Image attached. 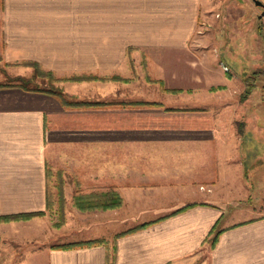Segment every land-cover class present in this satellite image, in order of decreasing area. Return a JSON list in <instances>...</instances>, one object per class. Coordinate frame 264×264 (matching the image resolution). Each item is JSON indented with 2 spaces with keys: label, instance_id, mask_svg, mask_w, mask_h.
<instances>
[{
  "label": "crops",
  "instance_id": "obj_1",
  "mask_svg": "<svg viewBox=\"0 0 264 264\" xmlns=\"http://www.w3.org/2000/svg\"><path fill=\"white\" fill-rule=\"evenodd\" d=\"M208 1L2 0L4 61H32L56 73L101 74L110 80L66 83L64 91L76 100L114 104L64 108L48 95L0 88V216L45 210L47 162L58 155L53 153L56 148L110 149L106 158L111 161L103 166L96 168L90 161H76V166L82 168L83 185L91 190L114 186L123 204L87 213L71 208L61 231L79 225L85 215L93 218L95 231L113 227V234L56 243L102 238L109 241L108 247H36L34 219L0 222V264H106L107 253L114 254L112 264H264V214L228 222L223 206L194 190L195 171L180 173L179 166L169 175L188 179L138 182L141 179L132 175L140 173L139 163L115 152L164 144L205 153L215 141L224 146L223 153L238 151L234 142L229 144L235 133L231 136L224 124L221 107L215 112L206 102L190 104L232 100L234 90L239 100L243 90L239 75L225 72L216 60L223 48L218 43L221 33L196 34ZM189 56L195 59L184 64L181 58ZM140 101L159 105H119ZM66 156L60 154L61 159ZM201 163L210 161H195L193 169ZM104 167L102 177L99 170ZM230 167L237 182L242 163L236 159ZM202 173V184L223 183L205 179L213 175L210 166ZM179 186L186 188L180 192ZM190 203L195 204L175 212ZM215 232L219 234L212 242Z\"/></svg>",
  "mask_w": 264,
  "mask_h": 264
},
{
  "label": "rangeland",
  "instance_id": "obj_2",
  "mask_svg": "<svg viewBox=\"0 0 264 264\" xmlns=\"http://www.w3.org/2000/svg\"><path fill=\"white\" fill-rule=\"evenodd\" d=\"M261 2L264 5V0H210L204 6L199 17L198 32L206 33L207 36L216 34L222 35L221 43L223 48L217 53L216 60L219 61V66L225 72L240 74L249 72L253 69H264V15H260L262 8L255 3ZM2 0H0V18L2 16ZM221 20V24L219 21ZM260 28V29H259ZM260 30V32H259ZM226 38V39H225ZM1 40V39H0ZM192 43V42H191ZM197 43H200L198 41ZM206 43H211L206 41ZM212 43H214L212 41ZM1 46V41H0ZM1 49V47H0ZM216 55V54H215ZM194 57L181 58L184 64L189 63ZM198 59H203L198 57ZM129 62H133V58H129ZM143 63H147V58H143ZM226 67V69H225ZM48 70L41 66L34 67L27 65L24 61L6 62L2 59L0 53V79H4L0 88H14L23 92H33L48 95L61 105V102L55 95L36 91V88H58L64 91L66 83H76L81 81H103L110 78L101 74L92 73H56L53 71L50 74ZM47 72V73H46ZM22 77L25 79L26 87L14 85L13 78ZM73 78H82L83 80H74ZM116 79V78H113ZM111 79V80H113ZM264 83L258 84L257 88L244 101L238 100V92L233 91L232 100H197L191 103L206 102L212 111L217 112L220 107L223 109L222 120L224 124L235 133L233 138H230V145L234 142L238 151L236 153H223L224 146L215 141L210 144L209 149H205V153H199V148H190L182 145H138L131 149H115L118 154H125L131 162L139 163L138 171L140 173L132 175L134 180L138 182H152L155 179L161 182L164 181H184L187 177L178 179V175H169L170 171L177 170L180 166V173H197L195 179L194 190L196 193L209 194L212 203H218L226 209V220L228 222L247 219L253 215L264 214ZM27 88V89H26ZM92 88V87H91ZM67 94V93H66ZM120 103V102H119ZM224 104V105H223ZM62 106V105H61ZM63 107V106H62ZM217 109V110H215ZM221 112V113H222ZM58 154L52 161L47 162V184H48V205L45 207L42 215L33 216L29 219H18L12 221H28L34 219L36 223V238L33 240L34 246L43 247L51 244L71 242L81 240L86 237H96L99 235L110 236L113 234V227H99L101 231H95L91 227L90 216H82L79 219V225L66 227L62 231L60 228L67 220V211L77 209L83 213L93 210H108V209H79L75 204V199L83 195H100L102 193L113 191L121 198L122 206L123 199L114 186H106L101 189L91 190L90 186L83 185L81 180L83 176L81 166H76V161L83 164L87 161L94 162L99 166L106 164L107 154H111L110 149H79V148H56L53 153ZM121 152V153H120ZM64 154V159L60 158V154ZM92 154H101L100 157H91ZM104 156V157H102ZM129 156V157H128ZM68 157V158H67ZM68 159V162L66 161ZM108 159V160H107ZM238 160L242 163V169L237 171L236 176L230 167L231 161ZM198 160H208L210 164H199L197 169L194 168V162ZM73 161L74 164H71ZM111 161V160H109ZM74 165V166H73ZM160 165V166H159ZM212 171V177L205 179L217 180L223 182L221 185L210 186L202 184L204 180L203 173ZM156 178H155V168ZM240 168V167H239ZM100 175L104 177L107 173L106 167L99 170ZM164 176H160L161 173ZM199 175V176H198ZM108 176V174H107ZM225 180L227 183H224ZM147 184H144V186ZM143 186V185H142ZM151 186V185H150ZM149 186V187H150ZM153 187V186H151ZM188 187V186H187ZM186 186H179V191L185 190ZM192 189V187H188ZM89 191V192H88ZM222 198V199H221ZM187 205V204H186ZM111 208V209H116ZM233 209L235 211H233ZM86 225L83 226V221ZM11 222V221H8ZM60 223V224H58ZM73 224V223H72Z\"/></svg>",
  "mask_w": 264,
  "mask_h": 264
},
{
  "label": "trees",
  "instance_id": "obj_3",
  "mask_svg": "<svg viewBox=\"0 0 264 264\" xmlns=\"http://www.w3.org/2000/svg\"><path fill=\"white\" fill-rule=\"evenodd\" d=\"M260 29V28H259ZM260 32V30H259ZM25 64L31 65L34 67H38V64L36 62L32 61H24ZM49 74L51 72L47 71ZM46 72V73H47ZM237 74V73H236ZM239 77L241 78L243 82V90L241 91L239 95V100L244 101L248 98V96L257 88L258 84L261 82L264 83V69L256 68L253 69L252 71L249 72H242L238 74ZM74 80H83L82 78H73ZM13 83L14 85H19L22 86L24 84V87H26L25 79L22 77H14L13 78ZM4 84H0L2 86ZM264 88V86H263ZM27 89V88H26ZM214 89V88H213ZM36 91H41L44 93H48L51 95H55L58 100L61 102V105L64 108H80V107H97V106H105V105H111L114 104L112 102H99V101H91V100H76L72 96H69L65 92H63L61 89L58 88H49V89H44V88H36L33 89ZM119 105H141V106H158L159 103L157 102H120ZM169 110H172L171 108H168ZM46 180H47V168H46ZM46 207L48 205V184L46 182ZM75 204L76 206L81 209H93V208H99V209H111L118 207L121 204V198L119 197L118 194H116L113 191H108L105 193H102L100 195H83L77 197L75 199ZM195 203H190L185 206L180 207L177 209L175 212H179L189 206L194 205ZM43 211H34V212H22V213H16V214H9V215H1L0 216V222H8L12 220H18V219H29L33 216L37 215H42ZM150 222L140 224L136 227H133L125 232L118 233L114 236V240L128 232H131L135 229L142 228L146 225H148ZM60 224V223H58ZM219 232H215V234L212 237V242L216 240L217 235ZM103 244L108 247L109 241L102 239V238H97V239H89V240H83V241H77V242H72V243H67V244H53L52 248H61V249H69V248H74V247H89L93 245H99ZM114 261V254L107 253L106 257V264H112Z\"/></svg>",
  "mask_w": 264,
  "mask_h": 264
},
{
  "label": "water",
  "instance_id": "obj_4",
  "mask_svg": "<svg viewBox=\"0 0 264 264\" xmlns=\"http://www.w3.org/2000/svg\"><path fill=\"white\" fill-rule=\"evenodd\" d=\"M256 4H258L262 8V12L260 15H264V5L261 2L255 1Z\"/></svg>",
  "mask_w": 264,
  "mask_h": 264
},
{
  "label": "built area",
  "instance_id": "obj_5",
  "mask_svg": "<svg viewBox=\"0 0 264 264\" xmlns=\"http://www.w3.org/2000/svg\"><path fill=\"white\" fill-rule=\"evenodd\" d=\"M225 69H226V67H225Z\"/></svg>",
  "mask_w": 264,
  "mask_h": 264
}]
</instances>
